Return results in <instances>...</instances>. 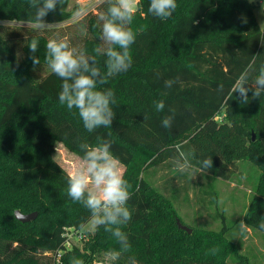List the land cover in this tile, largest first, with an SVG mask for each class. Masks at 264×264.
Segmentation results:
<instances>
[{
  "label": "trees",
  "instance_id": "16d2710c",
  "mask_svg": "<svg viewBox=\"0 0 264 264\" xmlns=\"http://www.w3.org/2000/svg\"><path fill=\"white\" fill-rule=\"evenodd\" d=\"M176 3L173 15L161 20L148 12L150 0H139L129 26L136 35L131 67L98 85L114 93L115 119L110 127L88 132L78 110L58 101L62 81L46 63L45 45L66 38L106 72V56L95 51L102 45L99 16L108 7L106 0L65 27L44 30L29 26L35 10L28 0H0V264H70L73 257L91 264L101 251L115 253L110 264H253L227 236V226L214 233L179 228L171 212L179 191L175 188L171 198L145 177L160 164L175 166L178 144L194 153L190 162L198 170L197 161L211 157L213 167L202 172L225 180L238 161L249 159L262 173L244 222L259 230L264 217V96L253 99L249 92L243 104L232 89L242 74L252 83L264 65V27L251 0ZM77 8L63 0L46 22L64 23ZM33 38L39 41L35 68L28 48ZM175 78L178 83L165 88L164 81ZM158 100L165 102L163 112L155 109ZM173 111L172 127L165 129L161 120ZM103 140L111 141L112 153L126 166L132 219L121 230L128 237L127 250L103 227L84 239V248L70 245L66 233L71 228L81 232L90 213L67 196L70 174L54 158L57 143L82 157L81 143L94 147ZM176 176L183 173L176 171ZM165 201L168 212L161 207ZM17 209L38 216L22 222L15 217ZM212 247L220 252L212 255Z\"/></svg>",
  "mask_w": 264,
  "mask_h": 264
},
{
  "label": "clouds",
  "instance_id": "9594fccd",
  "mask_svg": "<svg viewBox=\"0 0 264 264\" xmlns=\"http://www.w3.org/2000/svg\"><path fill=\"white\" fill-rule=\"evenodd\" d=\"M62 3L63 0H28L29 7L35 10L29 23L37 30H44L50 25L45 18ZM106 3V11L99 16L102 45L95 49L97 53L106 56V72L101 71L93 58L72 47L66 38L49 39L45 45L46 63L51 72L62 81L58 101L68 110H78L83 127L88 132L112 125L116 115L112 107L115 104L114 93L111 89L100 90L98 85H103L108 78L129 70L132 63L130 47L136 39L135 32L129 26L133 22L138 0H106ZM176 9V0H150L148 12L161 20H167ZM82 13L83 10L79 9L76 15L80 16ZM28 48L35 68L40 65V59L35 55L39 50L38 39H31ZM176 83L178 78L167 79L164 86L170 89ZM232 91L239 94L243 104L249 102V92L253 99L264 96V65L252 83H249L247 74H242ZM154 106L157 112H163L166 107L163 100L154 101ZM173 119L174 111L172 115L163 117L162 127L170 129ZM111 147L110 140H103L94 147L87 143L79 145L83 156L81 163L68 176L67 196L89 211V224L92 229L103 227L105 232L111 233L121 248L127 250L130 245L121 226L132 219V211L128 207L131 198L130 185L124 178L120 160L112 153ZM176 151L174 163L177 171L187 172L193 167L190 158L194 153L183 150L182 144L176 145ZM197 163L200 171L213 167L211 157ZM239 228L241 232L248 230L243 220L239 223ZM258 229L264 230V217L259 220ZM208 252L216 255L220 249L212 247ZM70 264H84V261L73 257Z\"/></svg>",
  "mask_w": 264,
  "mask_h": 264
},
{
  "label": "rangeland",
  "instance_id": "374dc122",
  "mask_svg": "<svg viewBox=\"0 0 264 264\" xmlns=\"http://www.w3.org/2000/svg\"><path fill=\"white\" fill-rule=\"evenodd\" d=\"M102 0H71V7H78L74 10L73 17L64 22L50 24L51 27H65L82 18L85 14L95 11ZM254 2L255 15L261 27H264V0H251ZM82 9L80 16L76 15L77 10ZM9 25L21 24L19 21L2 22ZM32 26V25H29ZM75 26L72 30L77 31ZM76 41V36H73ZM256 135L253 133V139ZM55 160L67 170L69 174L81 163V156L68 149L62 142H58L54 153ZM123 176L126 166L120 162ZM176 167L170 164H160L145 177L167 196H174V190L179 195L175 198L174 205L171 204V212L174 219L199 232H219L223 226L228 227L227 236L238 246L239 250L248 257L253 264H264V232L248 228L241 232L239 223L244 221V213L249 203L252 192L257 185L262 173L261 167L249 160L238 161L230 179L225 180L212 175H206L202 171L192 167L183 176H176ZM176 188V189H175ZM172 198V197H171ZM168 202L165 201L161 207L167 212ZM18 210V209H17ZM16 211V210H15ZM38 216V215H37ZM179 227V226H178ZM70 245L84 248V239L90 240L95 229L88 223L83 229L69 230ZM88 231V232H86ZM87 236L85 237V234ZM188 232V231H187ZM193 232V230H192ZM191 232V233H192ZM115 258V253L101 251L91 264H110ZM232 262V261H231Z\"/></svg>",
  "mask_w": 264,
  "mask_h": 264
},
{
  "label": "water",
  "instance_id": "95a60500",
  "mask_svg": "<svg viewBox=\"0 0 264 264\" xmlns=\"http://www.w3.org/2000/svg\"><path fill=\"white\" fill-rule=\"evenodd\" d=\"M37 215H38L37 211H33L30 213H23L21 210L15 211V217L22 222H29L31 220H34L37 217ZM177 224H178L179 228L188 231V233H191L193 230L189 226L183 224L180 219L177 220Z\"/></svg>",
  "mask_w": 264,
  "mask_h": 264
},
{
  "label": "built area",
  "instance_id": "2783aa9c",
  "mask_svg": "<svg viewBox=\"0 0 264 264\" xmlns=\"http://www.w3.org/2000/svg\"><path fill=\"white\" fill-rule=\"evenodd\" d=\"M138 3H139V0H138ZM137 5H138V4H137ZM217 119H220V116H218ZM69 230H71V229H68V230L66 231V233H67L68 236H69V232H70Z\"/></svg>",
  "mask_w": 264,
  "mask_h": 264
}]
</instances>
